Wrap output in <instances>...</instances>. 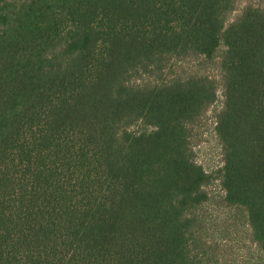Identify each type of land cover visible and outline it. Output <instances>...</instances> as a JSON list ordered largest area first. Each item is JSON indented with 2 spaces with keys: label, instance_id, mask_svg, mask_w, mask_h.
<instances>
[{
  "label": "trees",
  "instance_id": "16d2710c",
  "mask_svg": "<svg viewBox=\"0 0 264 264\" xmlns=\"http://www.w3.org/2000/svg\"><path fill=\"white\" fill-rule=\"evenodd\" d=\"M236 1L0 0V264H213L224 204L264 253V4ZM175 58L220 68L213 211L192 136L217 84Z\"/></svg>",
  "mask_w": 264,
  "mask_h": 264
},
{
  "label": "rangeland",
  "instance_id": "374dc122",
  "mask_svg": "<svg viewBox=\"0 0 264 264\" xmlns=\"http://www.w3.org/2000/svg\"><path fill=\"white\" fill-rule=\"evenodd\" d=\"M249 4H264V0H237L235 9L229 14L228 22L233 21L241 9ZM219 51L217 58L220 56ZM170 75L206 74L213 77L218 89L217 101L210 106L194 126L192 142L194 145L195 158L204 165L211 173V181L206 190L211 195L207 207L216 210L220 205L221 196L224 194L220 179V169L223 165L222 148L216 132V116L223 104L220 68L216 60L211 62L196 58L172 59L166 69ZM223 209L222 217L228 223L236 222L228 228L226 235H221L220 230H213L204 239L208 244L200 250L203 261L206 258L205 251L209 248L210 255L215 262L213 264H264V253L251 239V232L244 220V214L231 206L218 208ZM228 217V218H227ZM216 247V248H210Z\"/></svg>",
  "mask_w": 264,
  "mask_h": 264
}]
</instances>
